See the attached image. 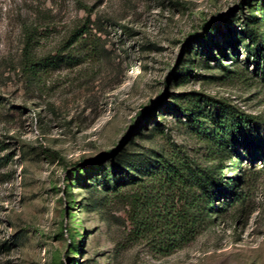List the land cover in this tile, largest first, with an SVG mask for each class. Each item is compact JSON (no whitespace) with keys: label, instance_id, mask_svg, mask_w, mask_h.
<instances>
[{"label":"rangeland","instance_id":"obj_1","mask_svg":"<svg viewBox=\"0 0 264 264\" xmlns=\"http://www.w3.org/2000/svg\"><path fill=\"white\" fill-rule=\"evenodd\" d=\"M254 31L264 0H0V264H264V160L230 144L228 114L204 97L257 116L264 137ZM29 37L73 58L28 72ZM167 157L185 176L171 203L189 199L194 217L201 196L183 244L135 217ZM197 165L235 196L213 206Z\"/></svg>","mask_w":264,"mask_h":264},{"label":"trees","instance_id":"obj_2","mask_svg":"<svg viewBox=\"0 0 264 264\" xmlns=\"http://www.w3.org/2000/svg\"><path fill=\"white\" fill-rule=\"evenodd\" d=\"M84 33L85 31L78 34L74 32L70 35L69 39L74 38L76 41L79 38H82ZM253 33H255L257 41L256 47L253 48L255 53H259L258 48L264 51V37H262L257 31H254ZM33 48L34 40L29 37L27 38L24 47V69L28 72H42L47 69L48 66L57 64L63 60L68 61L73 58L70 54L63 52L61 48L54 52H47L41 55L35 53ZM219 48L221 53L224 54V49L222 47ZM204 97L207 101L219 103L222 107L223 113L228 114L229 126L232 129L230 144L234 147L237 145L245 147L248 150L246 151V156L251 161H254L256 156L264 160V137H258L248 129L249 126L253 125L258 120L257 116L248 114L243 110L238 109L236 106L228 104L226 101L215 100L207 95ZM143 114L150 116L151 110L146 108ZM243 126L244 129L242 128ZM249 149H252V151ZM190 169L197 182L203 185V188L206 191L210 192L213 199V206L216 205L215 198L218 195L224 199H230L232 196H235L232 192H229V186L225 184L221 170H214L211 167L203 168L199 165L191 166ZM156 180L160 190L156 197L148 196L145 193L144 195H141L140 192V194L134 198L135 217L138 223H140V226L143 227L147 224L153 225V222L149 223V220H153L155 217H161V228L166 232L165 236L172 239L173 244L177 241L178 243L183 244L198 234L203 227L199 204L201 196L198 194V197L194 202L197 206L194 217L190 210L192 202L189 199H186L179 208H177V204L171 203L169 195H166V193H168L169 190L180 189L179 187L185 183V176L183 174V167L170 157L163 160L162 168H160ZM124 190L125 189L122 188L119 191ZM163 194L165 195L162 199ZM150 206L151 209L149 213H144V210L146 209L145 207L150 208ZM160 207H162V212L160 211ZM136 210H138V212H136ZM208 216H210V212L208 213Z\"/></svg>","mask_w":264,"mask_h":264}]
</instances>
